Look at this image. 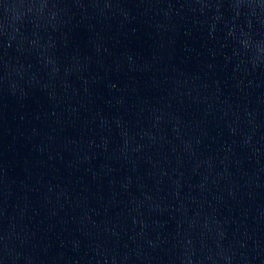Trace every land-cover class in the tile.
<instances>
[{"label": "water", "instance_id": "water-1", "mask_svg": "<svg viewBox=\"0 0 264 264\" xmlns=\"http://www.w3.org/2000/svg\"><path fill=\"white\" fill-rule=\"evenodd\" d=\"M0 264H264V0H0Z\"/></svg>", "mask_w": 264, "mask_h": 264}]
</instances>
